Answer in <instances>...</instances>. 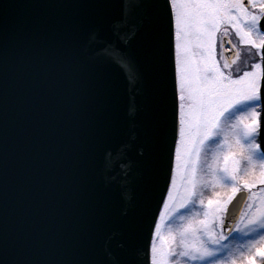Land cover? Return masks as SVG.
I'll return each mask as SVG.
<instances>
[{
  "label": "snow or ice",
  "instance_id": "snow-or-ice-1",
  "mask_svg": "<svg viewBox=\"0 0 264 264\" xmlns=\"http://www.w3.org/2000/svg\"><path fill=\"white\" fill-rule=\"evenodd\" d=\"M64 6L102 12L109 4L78 0ZM72 23L69 19L66 26ZM222 31L234 32L240 45L255 49L260 62L246 70L221 64L216 46ZM111 36L100 51L123 68L136 65L131 43L138 37L147 64L162 58L165 44L171 61L172 139L166 155L147 140L137 160L144 195L129 229H148L142 264H264V0H121ZM13 44L6 17H0V264H102L84 242L73 246L71 259H37L30 234L12 230ZM239 56L234 54L232 64ZM102 139L97 122L82 146L94 150ZM93 165L123 171L126 154L119 160L106 155ZM97 211L93 202L82 201L81 234L97 227ZM126 257L131 260L132 252Z\"/></svg>",
  "mask_w": 264,
  "mask_h": 264
},
{
  "label": "water",
  "instance_id": "water-1",
  "mask_svg": "<svg viewBox=\"0 0 264 264\" xmlns=\"http://www.w3.org/2000/svg\"><path fill=\"white\" fill-rule=\"evenodd\" d=\"M77 2L0 0L16 67L9 145L11 227L14 233L30 234L37 259H71L73 246L84 242L102 264H142L148 229H129L144 195L137 160L147 140L166 155L172 139L169 51L165 44L162 58L147 64L138 37L131 43L135 67L119 66L100 50L112 39L121 0H107L109 7L102 12L64 6ZM5 4L9 7L3 9ZM69 19L71 27L66 26ZM261 121L264 127V114ZM97 122L102 123V142L86 152L85 134ZM125 154L123 171L93 165L106 155L119 160ZM85 199L98 211L97 227L83 235L77 220ZM241 210L233 211L238 216Z\"/></svg>",
  "mask_w": 264,
  "mask_h": 264
},
{
  "label": "flooded vegetation",
  "instance_id": "flooded-vegetation-1",
  "mask_svg": "<svg viewBox=\"0 0 264 264\" xmlns=\"http://www.w3.org/2000/svg\"><path fill=\"white\" fill-rule=\"evenodd\" d=\"M219 39L216 46L217 58L219 59L220 63H229L231 65V70H237L242 67L248 68L254 62H260L259 56L256 55V50L251 49L252 53H250V48L246 45L242 46L239 44L238 38L235 36L234 32H230L228 34H224L223 31L218 34ZM231 40L232 44L229 45L227 43H221L220 41H227ZM235 45V48L232 47ZM236 52L240 53L238 59H236V63L232 64V60L234 58V54ZM252 57H250L251 55ZM243 70V69H241Z\"/></svg>",
  "mask_w": 264,
  "mask_h": 264
},
{
  "label": "rangeland",
  "instance_id": "rangeland-1",
  "mask_svg": "<svg viewBox=\"0 0 264 264\" xmlns=\"http://www.w3.org/2000/svg\"><path fill=\"white\" fill-rule=\"evenodd\" d=\"M249 50H250V53H252V50H251V49H249ZM250 55H251V54H250ZM250 57H252V55H251ZM241 69L246 70L247 68L242 67V68H240V70H241ZM257 260H259V258H257ZM238 264H239V262H238Z\"/></svg>",
  "mask_w": 264,
  "mask_h": 264
},
{
  "label": "trees",
  "instance_id": "trees-1",
  "mask_svg": "<svg viewBox=\"0 0 264 264\" xmlns=\"http://www.w3.org/2000/svg\"><path fill=\"white\" fill-rule=\"evenodd\" d=\"M211 195L210 191L205 193V196Z\"/></svg>",
  "mask_w": 264,
  "mask_h": 264
}]
</instances>
